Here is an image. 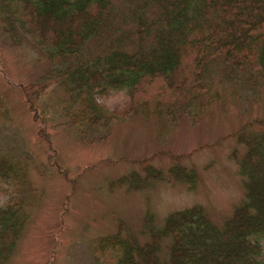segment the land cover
<instances>
[{"label":"trees","instance_id":"trees-1","mask_svg":"<svg viewBox=\"0 0 264 264\" xmlns=\"http://www.w3.org/2000/svg\"><path fill=\"white\" fill-rule=\"evenodd\" d=\"M0 30L12 46L26 40L51 64L21 86L33 121L45 119L43 99L58 88L66 101L63 125L97 131L93 140L107 138L126 115L153 117L160 134L182 117L200 116L214 67L230 79L264 75V0H0ZM121 92L126 100L113 110L96 99ZM235 138L243 146L233 158L245 199L221 228L200 205L169 213L161 228L147 213L145 242L119 220L114 233L90 242L93 263L264 264L263 122L244 123ZM164 154L176 161L168 179L194 189L197 174L179 164L183 156ZM26 165L0 154V183L13 192L0 206V264L13 254L37 202ZM142 169L144 176L131 171L110 187L137 191L164 180L153 165Z\"/></svg>","mask_w":264,"mask_h":264},{"label":"rangeland","instance_id":"rangeland-1","mask_svg":"<svg viewBox=\"0 0 264 264\" xmlns=\"http://www.w3.org/2000/svg\"><path fill=\"white\" fill-rule=\"evenodd\" d=\"M50 65L26 40L12 46L0 30V154L24 159L37 190V202L4 264H94L90 242L114 233L119 220L145 242L147 213L161 228L169 213L200 205L221 228L244 201L243 180L233 158L234 152L237 158L242 155L243 146L235 134L246 122L264 124V75L254 76L253 82L230 79L214 67L200 116L182 117L160 134L153 117L126 115L114 122L107 138L93 140L97 131L85 130L86 137L63 125L60 107L66 101L58 88L50 87L43 99L39 113L45 119L33 121L21 86L35 81ZM96 99L113 110L126 97L121 92L97 94ZM164 153L183 156L179 164L197 174L194 189L168 179L167 170L176 161ZM145 164L162 170L164 180L137 191L110 187L131 171L144 176ZM12 196V188L0 183V206Z\"/></svg>","mask_w":264,"mask_h":264}]
</instances>
